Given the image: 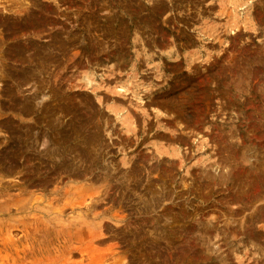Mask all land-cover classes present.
I'll return each instance as SVG.
<instances>
[{
  "label": "rangeland",
  "instance_id": "obj_1",
  "mask_svg": "<svg viewBox=\"0 0 264 264\" xmlns=\"http://www.w3.org/2000/svg\"><path fill=\"white\" fill-rule=\"evenodd\" d=\"M0 264H264V0H0Z\"/></svg>",
  "mask_w": 264,
  "mask_h": 264
}]
</instances>
